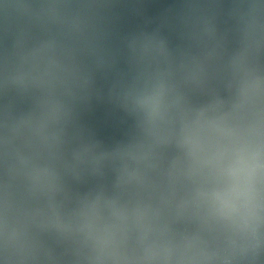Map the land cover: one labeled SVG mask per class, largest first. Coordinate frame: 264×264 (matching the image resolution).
Returning a JSON list of instances; mask_svg holds the SVG:
<instances>
[{
  "label": "water",
  "instance_id": "95a60500",
  "mask_svg": "<svg viewBox=\"0 0 264 264\" xmlns=\"http://www.w3.org/2000/svg\"><path fill=\"white\" fill-rule=\"evenodd\" d=\"M0 264H264V0H0Z\"/></svg>",
  "mask_w": 264,
  "mask_h": 264
}]
</instances>
